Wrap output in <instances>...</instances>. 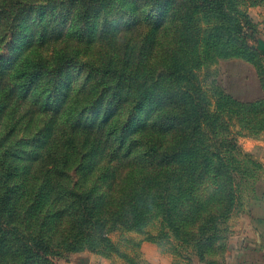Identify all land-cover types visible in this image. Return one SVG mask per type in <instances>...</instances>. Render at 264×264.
<instances>
[{
    "label": "trees",
    "instance_id": "trees-1",
    "mask_svg": "<svg viewBox=\"0 0 264 264\" xmlns=\"http://www.w3.org/2000/svg\"><path fill=\"white\" fill-rule=\"evenodd\" d=\"M17 12L21 18H35L38 25L58 16L56 37L65 31L82 34L83 23L92 19L97 23L93 30L108 39L118 30L141 27L139 59L158 45L159 31H172V44L156 71H145L142 62L126 69L131 62L115 64L119 61L112 52L98 66L94 59L85 61L91 69L89 90L97 94L94 131L80 121L90 104L85 98L74 102L64 118L51 117L53 123L35 137L42 146L21 169L9 166L18 154L3 149L5 137L0 136V264H57L54 258L60 253L94 248L98 238L110 245L105 232L95 234L96 229L113 223L137 229L153 210L177 239L197 249L221 239L219 229L237 203L233 171L243 166L235 158L239 146L230 137L228 120L234 118L249 135L264 129V62L248 44L250 21L240 0H48ZM198 14L205 17L203 23ZM3 32V41L9 36L8 47L13 30ZM45 38L38 33L27 46L40 45ZM23 49L8 59L9 67L1 64L6 52H0V75H7L6 70L18 74L10 92L23 99L39 95V81L56 74L60 76L49 84L51 98L42 96L37 105L46 108L62 100L67 85L61 73L75 61L64 62L67 57L54 51L51 62L58 68L46 71L48 59L22 54ZM228 58L254 67L260 98L240 101L219 85L213 86L212 98L205 93L197 71ZM212 101L214 112L209 109ZM99 146L98 159L104 156L105 161L87 165ZM254 170L244 165L235 173L256 180ZM105 171L112 172L115 191L100 203L94 175ZM92 176L94 181L83 189ZM196 253L201 261L213 262Z\"/></svg>",
    "mask_w": 264,
    "mask_h": 264
},
{
    "label": "rangeland",
    "instance_id": "rangeland-1",
    "mask_svg": "<svg viewBox=\"0 0 264 264\" xmlns=\"http://www.w3.org/2000/svg\"><path fill=\"white\" fill-rule=\"evenodd\" d=\"M47 3L48 0H0V52L4 54L6 52V57L1 62L2 65L9 67L12 62L9 63L8 59L23 48L22 54L32 58L43 56L48 59L45 64L46 67L43 68L46 71H49V68H58L55 62H51L54 59V51L63 53L67 57L64 62H79V64L71 63V66L67 67L66 72L64 69V72L61 73L62 82L67 85L66 95L59 102L51 103L54 104L53 106H50V104L46 108H41L37 104L42 96L46 97L45 100L51 98L53 90L49 88V84L56 81L60 75L55 74L48 79L40 80L39 95L31 94L25 99L19 98L17 94L10 92V86L15 83L18 74L13 73L11 70H6L7 75H0V136L5 137L2 142V148L8 150V153L17 152L18 156L15 155L10 158L9 166L18 169H21L27 163L33 153L40 150L42 143L37 141L39 138L35 137L43 133L42 131L46 129L47 124L53 123V118L51 117L55 116L56 119L64 118V115L70 110L74 102H84L83 99H86L85 103L90 104V110L85 112L84 117L80 116V121L83 122L84 120L89 129L95 126V122L91 118L95 112L99 113L98 109L94 110L95 107L93 105L97 94L89 90L91 69L87 68L88 65L85 61L94 59L95 63H97L96 66H98L99 63L103 62V59H105L104 61L110 59L112 52L117 55L115 57H118L115 61L119 62L115 64L121 65L125 60L131 62L130 66L125 64L126 69H135L138 62H142L145 71L146 67H153V71H156L162 68L166 51L172 44V31H159L156 34V39H159L158 45L155 46L152 52L147 50L143 57L140 56L141 59H139L137 52H139L140 39L145 30L141 27L136 26L128 31L118 30L110 36L113 39H108L99 36L93 30V25H97V23H94L92 19L88 23H83L85 30L82 34H67L65 31L62 36L56 37V30L61 27V20H59L58 16H55L52 20L50 18L45 19L42 25H38L35 18L27 19L18 16L17 10L19 9L24 10L29 5L37 6ZM240 8L245 11L250 21V27L247 30L248 44L258 51L264 62V0L257 2L240 0ZM5 9H8V15L3 11ZM198 19L203 23L201 19H205V17L198 14ZM17 21L19 24H17ZM13 27L15 28L13 29ZM5 30L6 34L8 31L10 34V31L13 30L8 47L4 46V44L9 36H6L4 41L2 36ZM38 33L45 35V41L40 45L27 46L30 43L29 41ZM81 60L84 63L80 64ZM80 65L81 70L79 71ZM197 72L203 90L211 98L213 86L215 85H219L226 93L240 101L250 102L262 96V89L254 67L242 59H219L216 63L203 67ZM44 75V73L39 75L40 79H43ZM212 103L209 109L214 112L215 105L213 101ZM72 120H77L79 124L78 119L72 118ZM227 125H229L230 137L239 146V151L235 153L237 154L235 158L243 161V166L235 168V170H243L244 165L251 166L255 169L254 172L257 175V179H244L238 173H235V170L233 171L235 183L239 186L236 198L237 203L234 211L219 229L221 239L215 241L212 246L197 249L193 244L177 239L169 226L165 224L162 216L156 215V211L153 210L152 214L137 229L117 223L105 224L103 227L96 229L94 231L95 234L100 229L105 232L104 236H107L110 245L107 242H101L98 238L92 243L94 248H85L74 252L64 251L55 257L54 261L57 264H78L76 256L88 253L95 259L92 264H151L143 259L141 242L144 240L158 245L161 252L173 255L177 263H182L183 261L189 264L194 262L206 263L200 260L198 253H196L197 251L204 254L207 261H213L210 264H216L223 260L230 247L233 236L231 227L235 222V217L239 214L247 213L250 199L264 193V163L261 160V158H264V129L258 131L256 136H253L247 134L245 129L240 128L234 118L228 120ZM91 131H94V128ZM88 146L90 147V145ZM51 147L52 144L49 142L45 151L47 152ZM247 147H251L252 150H246ZM97 150L94 153L92 149L87 159V165L95 166L97 161H100L98 157L102 150L101 146ZM103 161H105L104 156L100 164H103ZM252 162H255V165ZM235 163H238V161ZM112 175L111 171H105L102 175H94L95 179L98 180L96 192L102 198L100 203L104 202L108 196L114 194L115 187L113 190L112 184L115 181H113ZM94 176L87 179L83 189L94 181ZM249 180L251 184L246 188ZM130 198L131 200L133 199L132 195Z\"/></svg>",
    "mask_w": 264,
    "mask_h": 264
},
{
    "label": "crops",
    "instance_id": "crops-1",
    "mask_svg": "<svg viewBox=\"0 0 264 264\" xmlns=\"http://www.w3.org/2000/svg\"><path fill=\"white\" fill-rule=\"evenodd\" d=\"M246 150L251 151L252 148L247 147ZM261 160L264 163V158ZM231 228L233 236L229 250L225 258L216 264H264V193L250 199L249 211L237 215ZM141 250L143 259L151 264H189L185 261L177 263L173 255L161 252L160 247L151 241H142ZM76 259L78 264H92L95 261L88 253L79 254Z\"/></svg>",
    "mask_w": 264,
    "mask_h": 264
}]
</instances>
